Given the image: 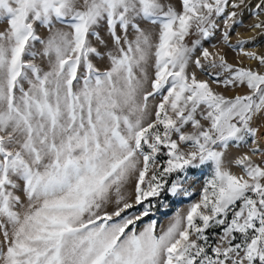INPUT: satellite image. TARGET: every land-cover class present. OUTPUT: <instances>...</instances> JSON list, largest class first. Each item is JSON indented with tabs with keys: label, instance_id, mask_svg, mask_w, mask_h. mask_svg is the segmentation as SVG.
<instances>
[{
	"label": "snow or ice",
	"instance_id": "6c2138e0",
	"mask_svg": "<svg viewBox=\"0 0 264 264\" xmlns=\"http://www.w3.org/2000/svg\"><path fill=\"white\" fill-rule=\"evenodd\" d=\"M262 17L0 0V264H264Z\"/></svg>",
	"mask_w": 264,
	"mask_h": 264
},
{
	"label": "rangeland",
	"instance_id": "374dc122",
	"mask_svg": "<svg viewBox=\"0 0 264 264\" xmlns=\"http://www.w3.org/2000/svg\"><path fill=\"white\" fill-rule=\"evenodd\" d=\"M253 2H255V0H253ZM264 18V17H262ZM253 17L250 16L249 12L247 10L244 11V26H238L237 31L240 32L241 36L243 37H247L250 35H253V33H251L250 31L247 30L246 25L250 24L253 22ZM233 39H235V36L233 37ZM216 41H213V43H215ZM258 44L260 45L259 47V51H264V38H261L260 40H258ZM228 56L230 60H239L240 57L236 56L235 53L231 50H228ZM230 92L235 91V90H229ZM247 149H235L233 148L232 151L233 153H236L237 151H246ZM175 207H182V205H175L173 208H169V209H162L166 212H157L154 218H158V220L160 222H162L163 224H167L168 221L170 220L171 216L173 215L174 211H175ZM147 218H145L144 223H147Z\"/></svg>",
	"mask_w": 264,
	"mask_h": 264
},
{
	"label": "trees",
	"instance_id": "16d2710c",
	"mask_svg": "<svg viewBox=\"0 0 264 264\" xmlns=\"http://www.w3.org/2000/svg\"><path fill=\"white\" fill-rule=\"evenodd\" d=\"M158 212H161V213H163V212H166V211H164V210L160 209V211H158Z\"/></svg>",
	"mask_w": 264,
	"mask_h": 264
}]
</instances>
